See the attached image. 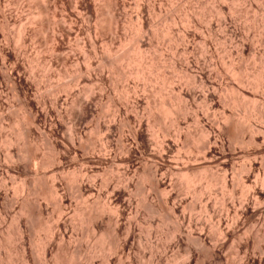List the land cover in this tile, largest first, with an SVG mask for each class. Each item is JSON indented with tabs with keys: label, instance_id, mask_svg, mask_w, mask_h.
<instances>
[{
	"label": "bare ground",
	"instance_id": "1",
	"mask_svg": "<svg viewBox=\"0 0 264 264\" xmlns=\"http://www.w3.org/2000/svg\"><path fill=\"white\" fill-rule=\"evenodd\" d=\"M57 1L65 2L0 0L2 38L7 41L4 37L10 26L18 27L17 32L13 31L14 50H9V45L2 46L0 39V91L11 84L21 98L22 109L21 118L13 120L21 128L16 130L15 137H5L2 134L5 118L1 114L5 102L0 95V140L8 147L0 154L6 160L0 165V227L15 210L19 214L18 219L11 221L6 235L0 233V246L2 242L14 243L11 232L15 230L16 241L18 238L22 243L17 259L23 264H40L45 258L50 260L43 264H97L95 258L100 254L104 264L123 257L131 261L137 241L138 248H146L145 254L150 251L148 262L141 264H264V53L260 49L264 36L255 35L258 38L252 39L254 48L247 31L244 33L247 21L244 28L239 27L244 33L241 36L240 30L239 39L237 29L230 30L234 14L240 12L245 16L238 8V0H220L224 2L213 11L219 16L218 27L225 36L230 33L228 40L235 49H229V54L238 56L228 63L221 62L223 66L214 63L213 54L206 57L201 53L203 58L193 55L200 51L194 53L198 48L194 49L190 42L199 40L202 47L210 45L202 32L207 12L204 0H199L192 12L178 4L170 15L163 17L161 6L152 4L155 0H136L132 5L138 12L136 17L133 15L135 20L126 11L132 7L129 0H66V7L73 11L65 13L67 16L61 13L64 21L60 18L58 24L50 18L54 10L50 3L55 5ZM25 6L30 8L26 18L21 16ZM154 16L161 17L160 27L156 26ZM263 16L261 19L255 16L253 22L259 20L264 29ZM93 19L98 20L93 33L100 36L88 37L83 43V55L76 58L71 55L75 52H71L72 42L85 34L81 24L87 25ZM174 27L178 29L177 35L171 42L182 48L178 51L179 59L177 56L169 59L172 72L168 75L157 51L162 41L173 34ZM120 29L127 32L120 34ZM207 31L211 38L212 27ZM97 38L104 40L100 42L103 43L100 51ZM33 40L37 43L34 44L37 54L50 53V63L38 55L30 56ZM47 40L52 43L48 51ZM251 56L252 65L248 66L245 57ZM20 57L28 59L31 72L41 69L47 73L55 67L56 71L60 69L57 76L62 73L68 78L71 74V81L55 85L46 95L33 100L30 91L42 86L36 80L41 83L44 80L36 79L34 73L25 74ZM80 60L85 61L84 68L68 70ZM9 63L12 66L8 67ZM192 66L198 69V74H194ZM61 76L59 79L64 78ZM122 82L126 85H121ZM81 85L83 91L73 89ZM92 85L100 90L99 94ZM111 116L115 118L113 121H105ZM102 119L105 122L101 124ZM92 122L100 129L95 131L96 135L104 131L101 136L98 134L99 146L91 133ZM190 123L196 129L191 130ZM125 127L128 136L124 134ZM41 134L46 135L42 138L51 151L44 159L38 158V147L34 144ZM115 136L117 145L112 144ZM126 138L131 140L129 145H124V140H129ZM14 143L22 145L20 154L10 150ZM116 164L123 167L118 178L112 169ZM46 166L54 172L50 183L44 178ZM13 174L21 183L11 192L4 178L12 176L13 181ZM32 175L33 179H29ZM99 176L101 179L97 180ZM63 185L64 192L60 194ZM133 192L142 196L147 193L139 203L146 215L161 219L163 226L157 225L160 229L155 225L158 229L153 231L152 222L139 225L136 217L130 218L134 211ZM72 197L77 206L70 211ZM199 207L207 214L208 222L205 217L195 215ZM50 208L56 221L42 218L45 213L49 215ZM71 212L74 217L73 223L69 217V225L67 217ZM85 226L91 227L95 245L84 248L70 246L73 243L62 245L73 235H82L76 231ZM155 234L159 239L154 246ZM25 240L32 246L25 248ZM232 247L235 253H229ZM228 253L236 255L230 260ZM141 254L146 257L143 249ZM14 260L15 257L5 259L6 264H13Z\"/></svg>",
	"mask_w": 264,
	"mask_h": 264
},
{
	"label": "rangeland",
	"instance_id": "2",
	"mask_svg": "<svg viewBox=\"0 0 264 264\" xmlns=\"http://www.w3.org/2000/svg\"><path fill=\"white\" fill-rule=\"evenodd\" d=\"M65 2H66V0H64ZM77 0H74V2H76ZM133 1L134 0H129L128 2H132L131 4H129V5H133V4H135V2H136V0L134 1V3H133ZM154 1V0H153ZM159 1H161V2H159ZM155 0L152 4H154L157 8H159V6H161L160 8V10H161V12L163 13H161V17H163L164 16V14L166 15H170L171 13V11L173 10V8H176V7H178V4L180 5L181 4V6L185 9V10H189V11H191L192 12V9L194 10V7H195V9H196V7L199 5V0ZM179 1V2H178ZM216 1V2H215ZM242 1H243V3H242ZM253 1V2H252ZM65 2H63V1H61V2H56L57 4H55L54 5V3H50L51 4V9L53 10L52 11V16H51V14H50V18H52V21H54L55 23H61V22H63L64 21V15H68L69 14V12L70 11H73V10H68V7H66L67 5H66V3ZM156 2V3H155ZM169 2V3H168ZM172 2V3H171ZM204 2H205V15H206V17H205V30L203 29L202 30V32H203V34L206 36L205 37V40H207L208 42H210V45H209V47H208V45H205V47H202V46H204V45H201V44H203L201 41H199V40H197L196 42L197 43H195V41H193V43H191L190 42V44H191V46H194V49H196V48H198V49H196L195 51H194V53H196V51L198 50V51H200V52H198V53H196V54H193L194 56L196 55H198L197 56V58H203V57H207V55L209 56V53L210 54H213L214 55V59H213V61H215L214 63H216V64H218V65H222L223 66V64L224 63H228L229 61H231V58H232V60H233V58L235 59L236 57L238 58V56H235L236 54H234V55H230L229 54V51L232 49H235V47H234V44L233 43H231L229 40H228V38L230 37L229 36V34L227 35V36H225L226 35V33L224 34V31L222 32V29L221 28H219L218 27V18H219V16H217V14L215 13V12H213V11H216L218 8V6H220V4H222L223 2L221 1L220 2V0H204ZM246 2V3H245ZM250 2V3H249ZM63 3V4H62ZM65 3V4H64ZM198 3V4H197ZM209 3V4H208ZM226 3L228 4V3H230V2H227L226 1ZM225 3V4H226ZM238 8H240V10H243L242 12H245L244 14H245V16H243V13H240L239 12V14L237 15V13L236 14H234V22H235V20L236 21H238L239 19H240V22H242L243 20H241V19H244V21L242 22V23H240L239 21V23L238 22H235V23H237V24H235L234 22V24L233 23H230V25H229V28H230V30H234V29H237V37L238 36H240V34L242 33V35L241 36H243L244 35V33L246 34V31H247V35H249L248 37H249V42H251V43H253V46H254V48H255V45H254V42H253V40L252 39H254V41L256 40V38H258V37H256L257 36V34H262L263 36H264V29L262 28V24H260V21L259 20H257V19H255V22H253L254 21V17L255 16H257V17H255V18H258V19H261L262 17L261 16H263L264 15V0H238ZM261 3V4H260ZM62 4V5H61ZM159 6H158V5ZM212 4V5H211ZM224 4V5H225ZM164 5V6H163ZM173 5V6H172ZM189 5V7H187V6ZM223 5V6H224ZM228 5H230V4H228ZM240 5V6H239ZM55 6L57 7V8H55ZM60 6H62V7H60ZM130 6V7H131ZM135 6V5H134ZM209 6V7H208ZM226 6V5H225ZM26 7L27 6H25L23 9H24V11H22L21 10V16H23V17H27V13H28V16H29V10H30V8L29 7H27V8H29L28 10L26 9ZM63 7H64V9H63ZM98 7H99V5H98ZM172 7V8H171ZM190 7H191V9H190ZM259 9H258V8ZM12 8V7H11ZM60 8L62 9V10H60ZM68 10V11H66V9ZM100 8V7H99ZM242 8V9H241ZM253 8V9H252ZM262 8V9H261ZM163 10V11H162ZM166 10V11H165ZM252 10V11H251ZM25 11H27V12H25ZM126 11L128 12L127 14L129 15V17L131 16L132 18H134V20L136 19L135 17L137 16V11L135 10V8L132 6L131 8H129L128 7V9H126ZM211 11V12H210ZM248 13H247V12ZM55 13V15H57V14H59V15H57L56 17H55V15H54V13ZM58 12V13H57ZM130 12V13H129ZM135 12V13H134ZM137 12V13H136ZM61 13L63 14L64 13V15L62 16L61 15ZM66 13V14H65ZM101 13V12H100ZM213 13V14H212ZM215 13V14H214ZM253 13V14H252ZM24 14H26V15H24ZM135 14V17L133 16ZM160 14V13H159ZM242 14V15H241ZM258 14V15H257ZM54 15V16H53ZM66 15V16H67ZM209 15V16H208ZM213 15V16H212ZM240 15H241V17H240ZM62 16V17H61ZM160 16H158V18L157 17H152V18H154L153 20L155 21V23H157L156 21H158V24H156V26L157 27H160ZM243 16V17H242ZM248 16V17H247ZM58 17V18H57ZM160 17V18H159ZM183 17V16H182ZM209 17H211V18H209ZM218 17V18H217ZM233 17V16H232ZM264 17V16H263ZM55 18V19H54ZM63 19L62 21H61V19ZM214 18V19H213ZM54 19V20H53ZM57 19V20H56ZM67 19V18H66ZM65 19V20H66ZM156 19V20H155ZM208 19H209V21H208ZM217 19V20H216ZM246 19V20H245ZM56 20V21H55ZM97 20V19H96ZM94 21V19L91 21V23H89L88 22V24H90V25H86V23L87 22H85V23H83V24H81L82 25V27H83V29H84V31H85V34H83L82 35V37H79L78 38V40H80V41H78V40H76V41H73L72 42V49H73V51H71V52H74L73 54L71 53V55H74L76 58L77 57H80V55H83L82 54V51H83V47H84V45H83V43L84 42H86L90 37H92V38H90V39H93V37H99L100 36V34H98V36L95 34V33H93L94 31L93 30H95V28L98 26L96 23H97V21ZM61 21V22H60ZM208 21V22H207ZM211 21V22H210ZM216 21V22H215ZM245 21H247L246 22V24H245ZM214 22V23H213ZM209 23V24H208ZM253 23H255V24H253ZM259 25H258V24ZM0 24H1V21H0ZM216 24H217V26H216ZM233 24V25H232ZM242 24V25H241ZM245 24V25H244ZM209 25V26H208ZM243 25L244 26H246L247 25V28L245 27H243ZM253 25V26H252ZM96 26V27H95ZM212 27V33H213V36L211 37V38H209V32L207 31L208 30V27ZM236 26V27H235ZM238 26V27H237ZM241 26V28H244L245 29V32L243 33V31L241 30V28L239 29V27ZM1 27V26H0ZM92 27V29H90ZM207 27V28H206ZM232 27V28H231ZM248 27L250 28V31H251V27H252V31L250 32V31H248ZM16 28H18V27H14L13 25L12 26H10L9 28H8V30H7V36L6 37H4L7 41H5L2 37L3 36H1V34H0V39H1V44H3L2 46H6V45H9V50H11V48H13V50L15 49V44H16V38H15V40L13 39L14 37H16V35L14 36V32L16 31L17 32V30H15ZM88 29V31H86L87 29ZM176 27H174V29L173 30H175L174 32H173V34L171 33L170 34V36H169V38L167 39V41H162V43H161V45H159L161 48H159L160 49V51L158 52L157 51V54H158V56L160 57V58H162V62L163 63H165V69H166V73L168 74V75H170L171 74V68H169L170 66H169V63H170V61L172 60V57L174 56L175 58H176V56H177V58L179 59L180 57H178V53H180V52H178L179 50H181V48H182V45H180L179 43H174V42H171V39L172 40H174L173 39V37L174 36H176L177 35V31L176 30H178V29H180V28H182V26H180V25H177V28L175 29ZM218 28V29H217ZM86 29V30H85ZM90 29V30H89ZM216 29V30H215ZM259 29V30H258ZM11 30V31H10ZM15 30V31H14ZM125 30V29H124ZM215 30V31H214ZM242 32H241V31ZM263 31V33H262V31ZM0 31H1V28H0ZM14 31V32H13ZM91 33H93V34H91ZM121 31H123L122 29H120V32H118V33H122ZM126 32H127V30H125ZM125 31H123L124 33H123V35L126 33ZM205 31V32H204ZM261 31V32H260ZM90 33V35H89V33ZM202 32H199V33H202ZM239 32V33H238ZM241 32V33H240ZM250 34H249V33ZM254 32V33H253ZM256 32H259V33H256ZM1 33V32H0ZM8 33H10L13 37H11V35H9ZM87 33V34H86ZM206 33V34H205ZM218 33H219V35H218ZM256 33V34H255ZM120 34H118L119 36H122V35H120ZM260 34V35H261ZM95 35V36H94ZM171 35H173V36H171ZM256 35V36H255ZM9 36V37H8ZM255 36V37H254ZM8 37V38H7ZM89 37V38H88ZM102 37V36H101ZM172 37V38H171ZM216 37V38H215ZM226 38V39H224V38ZM262 37V36H261ZM10 38V42L8 41V39ZM175 38V37H174ZM214 38V39H213ZM242 38V37H241ZM264 38V37H263ZM14 41H13V40ZM83 39H85V40H83ZM212 39V40H211ZM222 39V40H221ZM238 39H239V37H238ZM168 40H170V42L168 41ZM217 40V41H216ZM226 40V41H225ZM251 40V41H250ZM34 41V40H33ZM32 41V42H33ZM97 43H98V49H99V47H102V44L103 43H100L101 41L103 42L104 40H103V38H102V40H101V38H97ZM226 43H225V42ZM6 42H8V43H10V44H7ZM12 42H14V43H12ZM78 42V43H77ZM201 44H200V43ZM218 42V43H217ZM49 43V44H48ZM76 43V44H75ZM199 43V44H198ZM214 43V44H213ZM12 44V45H11ZM34 44H37L36 43V40L33 42V43H31V45H30V47H31V54L32 55H30V56H32L33 57V55H34V57L36 56L37 57V55L39 56V57H41V59H43V58H45L49 63H50V61H51V59H50V57H51V55H49L50 53H43L42 55L40 54H37V50H35L34 48L37 46V45H34ZM52 43H50V41L48 42V40H47V45H46V47H47V51L49 50V48H51L50 46H52L51 45ZM75 44V45H74ZM163 44V45H162ZM174 44V45H173ZM212 44V45H211ZM48 45H50V46H48ZM74 46V47H73ZM77 46V47H76ZM49 47V48H48ZM214 47V48H213ZM260 49H262L263 50V53H264V44L262 43V44H260ZM6 48V47H5ZM7 48V49H8ZM75 48V49H74ZM79 48V49H78ZM163 48V49H162ZM177 48V49H176ZM210 49V51H209V49ZM205 49V50H204ZM219 49V50H218ZM230 49V50H229ZM89 50V49H88ZM206 51V52H204V51ZM207 50H208V52H207ZM226 50H228V51H226ZM231 50V51H232ZM35 51V52H34ZM79 51V52H78ZM99 51H100V49H99ZM170 51H171V55H170ZM220 51H222V52H220ZM234 51V50H233ZM84 52V51H83ZM161 52V53H160ZM201 53H203V54H201ZM206 53V54H205ZM174 54V55H173ZM99 55H101L100 53H99ZM168 57H167V56ZM171 57H170V56ZM254 55V54H253ZM74 56H72L73 58H74ZM102 56V55H101ZM163 56H164V58H163ZM180 56V55H179ZM195 56V57H196ZM203 56V57H202ZM46 57H48V58H46ZM99 57V56H98ZM228 57V58H227ZM0 58H1V53H0ZM21 58V57H20ZM19 58V60H20V62L19 63H22L20 66L22 67L23 66V70H24V68H25V70H24V73L26 74V72L28 73V74H31V75H33V73H34V75L33 76H36L35 78L36 79H43L44 81L41 83V81H39V80H36V82H40L39 84H41L42 86L39 88V90L41 89V91H39V90H37V89H34V90H31L30 91V95L29 96H31V98L34 100L36 97H40L41 95H46L48 92H49V90H50V88L51 87H53V86H55V85H59V84H62V83H69L70 81H71V74H69L68 76L70 77H68V78H65L64 76H61V74H59V76H57L58 75V73H60V71H58V70H60V69H58L57 71H56V69L57 68H55V67H53L52 69H50L49 71H47V73H48V75H47V73L45 72V71H43V70H41V69H34L33 70V72H31L32 70L29 68V66H28V59L27 58H21L20 59ZM75 58V59H76ZM171 58V60H169ZM176 58V59H177ZM252 56L251 57H245V62H246V64H247V62H248V66H249V64L250 65H252ZM225 59V60H224ZM220 60V61H219ZM224 60V61H223ZM251 60V61H250ZM26 61V62H25ZM226 61V62H225ZM211 62V61H210ZM223 64H222V63ZM26 63V64H25ZM28 63V64H27ZM75 63V62H74ZM73 63V64H74ZM84 63V64H83ZM209 64H211V63H209ZM27 65V66H26ZM84 65H85V61H82V60H80L79 61V63L77 62V64L75 63L74 65H72L71 67H70V69H68L69 71L70 70H77V69H79V68H84ZM10 66H12V63L10 64H8V67H10ZM26 66V67H25ZM74 66V67H73ZM166 66H167V68H166ZM78 67V68H77ZM193 68H192V70H193V72H194V74H198L197 72H198V69L197 68H195L194 66H192ZM55 68V69H54ZM72 68V69H71ZM27 69H29V72L27 71ZM40 70V71H39ZM197 70V71H196ZM38 71V72H37ZM71 71V72H72ZM78 71V70H77ZM171 71V72H170ZM31 72V73H30ZM168 72H170V74L168 73ZM37 73V74H36ZM28 74L26 75V76H28ZM43 74V75H42ZM57 74V75H56ZM31 75H29V76H31ZM41 77H39V76ZM42 76L44 77V78H42ZM64 77V78H60L59 79V77ZM47 77H48V79H47ZM52 79V80H51ZM51 80V81H50ZM52 82V83H51ZM43 83H44V86H43ZM124 82H122L121 83V85L123 84ZM51 85V86H50ZM126 85V83H124V85L123 86H125ZM93 86V88H94V91L96 92V94H99L100 93V90H98V88L96 87V86H94V85H92ZM122 86V87H123ZM80 87V86H79ZM78 86H74L73 87V89L74 90H76V91H83V88H84V86L83 85H81V87L79 88ZM96 87V88H95ZM45 88V89H44ZM7 89V90H6ZM9 89V90H8ZM48 89V90H47ZM97 89V90H96ZM123 89V88H122ZM125 89H126V87H125ZM168 90V91H167ZM166 90V92H168L169 93V89H167ZM35 93H34V92ZM38 91V92H37ZM1 92H3L2 94H0L1 95V97H2V99H3V102H5L4 104H5V107H4V111H3V113H1L2 115H3V117L5 118V123H4V127L6 128H4V129H2V134H4L5 135V137H7V138H13V136L15 137V135H16V130L20 127V125L19 124H15V122L13 121L14 119H19V118H21V111H22V109H21V98L19 97V96H17L16 95V93H15V91H14V89H13V87H12V85L11 84H9L8 86H6V88L4 87L3 89H1V91H0V93ZM40 92H41V94H40ZM32 93H34V94H32ZM103 93H105L104 91H103ZM118 92H116L115 93V95H118V96H120L119 94H117ZM32 94V95H31ZM170 94V93H169ZM252 94H254L253 92H252ZM257 94V96H258V94L259 93H256ZM38 95V96H37ZM260 95V94H259ZM12 96V97H11ZM35 96V97H34ZM250 98H251V96H250ZM37 99V98H36ZM39 99V98H38ZM9 100V101H8ZM12 101V102H11ZM106 101V100H105ZM107 102V101H106ZM12 105V106H11ZM195 107H196V104L194 105ZM198 103H197V107L196 108H198ZM8 107V108H7ZM194 107V109H196ZM18 109V110H17ZM7 113V114H6ZM5 115H6V117H5ZM8 115V116H7ZM12 116V117H11ZM7 118V119H6ZM13 118V119H12ZM112 118V119H111ZM17 119V120H18ZM112 120L113 121V119H115L114 117H106L105 118V121L106 120ZM8 120V121H7ZM103 119L101 120V124L102 123H104L105 122ZM9 123V124H8ZM11 123V124H10ZM117 123V122H116ZM191 124V126H190V128H191V130H194V129H196V126H194V124L193 123H190ZM15 125V126H14ZM17 125H18V127H17ZM89 126H91L90 127V129H91V133L93 134V136H94V138H95V140L97 141V140H99L100 139V136L102 135V134H104V131L103 132H99L98 134L100 135L99 136V139H98V134L96 135V133H97V131L99 130L100 131V129H97V128H95V122L93 123H91ZM15 127V128H14ZM195 127V128H194ZM10 130H9V129ZM21 128V127H20ZM128 127H125V129H124V134H125V136L127 135H129L128 134V129H127ZM95 131H96V133H95ZM102 133V134H101ZM7 134V135H6ZM114 134V133H113ZM10 135V136H9ZM114 135H116V133L114 134ZM113 135V136H114ZM9 136V137H8ZM112 136V137H113ZM41 137V138H40ZM40 137L39 138H37V140L36 141H34V144L38 147L37 148V153H38V158L39 159H44V158H46V156H47V154L49 153V152H51V151H49V147H48V149L46 148L48 145H46V143H45V141H44V139H45V137H46V135H44V134H41L40 135ZM42 137H44V139L42 138ZM42 140L41 142H40V140ZM128 141H126V140H124L125 142H124V145H129V143H131V140H130V138H126ZM39 140V141H38ZM94 140V142L97 144V146H99V142L100 141H95ZM118 136H115L114 138H113V140H112V144H118ZM38 142V143H37ZM0 154H1V152L3 153V151L6 149V147L7 146H5L4 147V144L1 142V140H0ZM128 143V144H127ZM17 145V143H14V145ZM116 144V145H117ZM3 145V146H2ZM12 146V148L11 147H9L10 148V150L11 151H14L15 153H19L20 154V149H21V147L20 146H22V145H18V146ZM14 147V148H13ZM15 147H16V149H15ZM20 147V148H19ZM3 148V149H2ZM8 148V147H7ZM42 149V150H41ZM17 150V151H16ZM49 151V152H48ZM50 154V153H49ZM48 154V155H49ZM46 155V156H45ZM1 157V156H0ZM44 157V158H43ZM1 161H5L6 162V160H3V158L1 157V159H0V165H2V164H5V163H3V162H1ZM8 161V160H7ZM35 162H37V161H35ZM239 163H241V162H239ZM33 164V163H32ZM117 165V164H116ZM120 166V167H119ZM47 167V168H46ZM45 167V170H43V172H45L44 173V178L46 179L45 181L46 182H49V181H51V179H53V176L52 175H54V172H51L52 171V168L51 167H49V166H46ZM49 167V168H48ZM118 167H119V169H118ZM31 168H33V167H31ZM121 168V169H120ZM1 169V168H0ZM113 170V173H115L114 174V177L116 176V178H118L117 176L118 175H120L119 173H122V172H120L121 170L123 171V167H122V165H117L116 167L114 166V168H112ZM116 169V170H115ZM2 170V169H1ZM0 170V171H1ZM47 173V174H46ZM51 173V174H50ZM117 174V175H116ZM15 175V176H14ZM46 175V176H45ZM35 175H32L31 176V178H29V179H33L32 177H34ZM30 177V176H29ZM40 177V176H39ZM51 177V178H50ZM102 177V176H101ZM1 178V177H0ZM12 176L11 177H5L4 178V181L6 182V184L8 185V187H10V190H11V192H13V190H14V188L13 187H15L17 184H19V183H21L20 181V179L18 178V176H16V174H13V181H12ZM60 178L61 177H59L58 178V176H57V179H59L60 180ZM14 179H16L17 181H15ZM101 178H100V176H99V179L97 178V180H100ZM8 180V181H7ZM5 182H3V183H5ZM12 182L14 183V185L12 184ZM50 183V182H49ZM12 186V187H11ZM63 187H64V185L62 186V188L60 187L59 189H60V194H62L64 191H63ZM145 195L144 196H146L147 195V193H144ZM141 195V196H140ZM143 194H138V193H136L135 192V194H134V192H133V209H134V211L132 210V215L130 216V218L131 217H136V221H137V223H139V225H148V224H150L151 225V222H152V225L153 226H157L158 224H159V227H161L160 225H162L163 226V223L161 222V219L159 220V218H156L157 216H148V215H146V210L145 209H143V207L141 206V203H139L140 201H141V199L144 197V196H142ZM148 196V195H147ZM73 198V197H72ZM74 199V198H73ZM72 199V200H73ZM73 203H72V205H71V210L70 211H73V210H75V209H73V207L75 208L77 205L75 204L76 203V200L74 199L73 201H72ZM135 202V203H134ZM137 202V203H136ZM204 203H202L201 205H203ZM142 208V209H141ZM201 208L199 207V210H197L196 211V213H195V215L197 216V217H200V218H202V219H204V217H205V221L207 220V222H208V218H207V214H205V212H204V210H200ZM141 210V211H140ZM69 211V212H70ZM137 211V212H136ZM53 213V210H51V208H50V213H49V215L48 214H44L43 215V217L42 218H44L43 220L44 221H51V222H53V221H56V219L54 220V216L53 217H51V215H53L52 213ZM134 212V213H133ZM15 213V214H14ZM14 213H12L11 215H9L8 216V218H6V222L0 227V233H5L4 234V236L6 235V232H8L10 229H8L9 227H12L11 226V221L13 220V218L15 219V218H17V217H19V214H17L18 213V211L17 210H15V212ZM48 213V212H47ZM71 215H69L68 217H67V219H69V220H67V222H70V220L72 219V223H73V218L72 217H74L73 216V213L71 212L70 213ZM46 215H48V216H46ZM137 215V216H136ZM143 217H142V216ZM50 216V217H49ZM145 216V217H144ZM48 217V218H47ZM71 219H70V218ZM153 218V220L151 219V218ZM10 218V219H9ZM50 218H52L51 220H50ZM56 218V217H55ZM132 218V219H133ZM155 218H156V220H155ZM18 219V218H17ZM46 219V220H45ZM53 220V221H52ZM139 220V221H138ZM158 221V222H155V221ZM153 221H154V223H153ZM141 222V223H140ZM162 224H161V223ZM216 223V222H215ZM214 222H213V224H215ZM7 224V225H6ZM52 224V223H51ZM69 225H71V222L70 223H68ZM212 224V225H213ZM73 225V224H72ZM4 226V227H3ZM7 226V227H6ZM13 226H16V225H13ZM152 227V230L153 231H156L158 228L157 227ZM13 228H16V227H13ZM89 228V229H88ZM91 227L90 226H85L84 227V229H82V231H76L77 232V234H79V232L82 234V235H78V236H80V237H78L77 235H73L72 236V239H69V240H67L66 242H64L62 245H69V244H71V243H73V244H71L70 246H76V247H85V246H90V245H95V243H96V239L95 238H92V236H93V234H92V236H91V234H90V232L91 233H93L92 232V229H90ZM157 228V229H156ZM2 229V230H1ZM156 229V230H155ZM160 229V228H159ZM6 231V232H5ZM14 231V232H13ZM11 233H13V236H12V238L13 239H11V240H13L14 241V243H15V246H14V243L13 242H10V245L8 244V245H6L5 244V242H2L3 244L0 246V263H5L6 264V261H5V259L6 260H8L10 257L12 258L13 257V259H14V257H15V260L13 261L14 263L13 264H23L22 262H19V260L20 259H17L18 258V252L20 251V249L22 248V243H21V241H20V239H18L17 238V241H16V237L14 236L15 234V230H13ZM138 232H140V231H138ZM2 234H0V235H2ZM140 234V236H141V232L139 233ZM139 234H137L138 236H139ZM44 234L42 233L41 234V238H43L44 236H43ZM91 236V237H90ZM140 236H139V238H140ZM157 236H159L158 234H155V236H153L154 238H152V242L153 243H155V242H157V239H159ZM90 238H92V240L90 239ZM138 238V240L140 241V239ZM77 239V240H76ZM95 239V240H94ZM75 240V241H74ZM92 241V242H91ZM89 244H88V243ZM68 243V244H67ZM92 243V244H91ZM5 244V245H4ZM26 244V245H25ZM24 245L26 246L25 248H28V247H31L32 246V244L28 241V240H25V243H24ZM31 245V246H30ZM81 245V246H80ZM136 245H137V247L135 246V248H134V251H133V253L135 254H133V259L131 260V261H129L126 257H123L122 259H119L118 261H113L112 262V264H141V263H145V262H148V260H149V258H150V251L149 250H146V254H145V249H144V247H141L142 249H143V251H144V254L146 255V257H144L142 254H141V251H142V249L139 247L138 248V246H140V244L138 243V241H137V243H136ZM156 245V243L154 244V246ZM3 246V247H2ZM7 246V247H6ZM9 246V247H8ZM17 247V248H16ZM139 249H141V251L139 250ZM234 249V247H232V250H231V248H230V252L229 251H227V252H229V253H232L233 251H234V253H235V250H233ZM138 250V251H137ZM147 251H149V252H147ZM3 252V253H2ZM137 252V253H136ZM140 254H139V253ZM228 253V254H229ZM171 254V253H170ZM169 253H168V255H167V257L169 258V257H171V255H170ZM2 255H4V256H2ZM11 255V256H10ZM141 255V256H140ZM230 256H229V258H230V260L232 259L231 257L232 256H234V255H236V254H234V255H232V254H229ZM2 256V257H1ZM10 256V257H9ZM99 256H100V259H99ZM102 256H101V254L100 255H98L96 258H95V260L97 261V264H104L103 263V259L101 258ZM49 258V257H48ZM135 258V259H134ZM114 259H115V257H114ZM147 259V260H146ZM49 260H50V258L49 259H47V258H45V260H40L41 262H40V264H43L44 262H49ZM134 260V261H133ZM146 260V261H145ZM21 261V260H20ZM139 261H140V263H139ZM143 261V262H142ZM16 262V263H15ZM101 262V263H100ZM50 263H51V261H50ZM83 263H84V261H83Z\"/></svg>",
	"mask_w": 264,
	"mask_h": 264
}]
</instances>
